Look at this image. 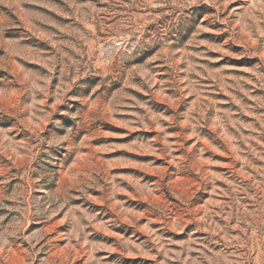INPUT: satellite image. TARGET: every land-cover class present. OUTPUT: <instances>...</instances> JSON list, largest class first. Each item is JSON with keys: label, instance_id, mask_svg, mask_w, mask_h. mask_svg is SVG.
Returning a JSON list of instances; mask_svg holds the SVG:
<instances>
[{"label": "rangeland", "instance_id": "obj_1", "mask_svg": "<svg viewBox=\"0 0 264 264\" xmlns=\"http://www.w3.org/2000/svg\"><path fill=\"white\" fill-rule=\"evenodd\" d=\"M0 264H264V0H0Z\"/></svg>", "mask_w": 264, "mask_h": 264}]
</instances>
